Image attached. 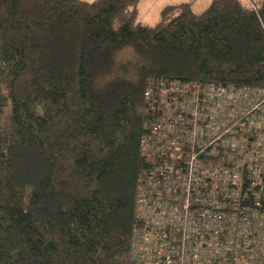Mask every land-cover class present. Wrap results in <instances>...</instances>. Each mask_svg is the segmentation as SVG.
<instances>
[{"label":"trees","instance_id":"1","mask_svg":"<svg viewBox=\"0 0 264 264\" xmlns=\"http://www.w3.org/2000/svg\"><path fill=\"white\" fill-rule=\"evenodd\" d=\"M139 1L0 0V264H132L140 150L174 90L264 89V0L154 26Z\"/></svg>","mask_w":264,"mask_h":264},{"label":"built area","instance_id":"2","mask_svg":"<svg viewBox=\"0 0 264 264\" xmlns=\"http://www.w3.org/2000/svg\"><path fill=\"white\" fill-rule=\"evenodd\" d=\"M185 90L140 150L131 262L264 264V89Z\"/></svg>","mask_w":264,"mask_h":264},{"label":"rangeland","instance_id":"3","mask_svg":"<svg viewBox=\"0 0 264 264\" xmlns=\"http://www.w3.org/2000/svg\"><path fill=\"white\" fill-rule=\"evenodd\" d=\"M212 0H140L138 3V19L141 24L154 26L159 21L160 11L166 5L190 3L195 14L204 11Z\"/></svg>","mask_w":264,"mask_h":264},{"label":"crops","instance_id":"4","mask_svg":"<svg viewBox=\"0 0 264 264\" xmlns=\"http://www.w3.org/2000/svg\"><path fill=\"white\" fill-rule=\"evenodd\" d=\"M84 1H90V0H84ZM167 6V5H166ZM139 11V10H138Z\"/></svg>","mask_w":264,"mask_h":264}]
</instances>
